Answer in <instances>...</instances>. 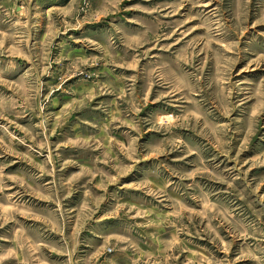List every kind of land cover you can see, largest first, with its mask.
<instances>
[{
	"label": "rangeland",
	"instance_id": "rangeland-1",
	"mask_svg": "<svg viewBox=\"0 0 264 264\" xmlns=\"http://www.w3.org/2000/svg\"><path fill=\"white\" fill-rule=\"evenodd\" d=\"M0 264H264V0H0Z\"/></svg>",
	"mask_w": 264,
	"mask_h": 264
}]
</instances>
